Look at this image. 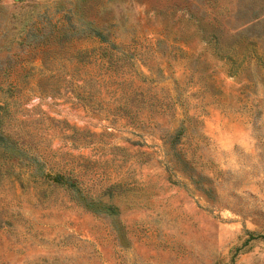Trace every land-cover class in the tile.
I'll return each instance as SVG.
<instances>
[{"label":"rangeland","instance_id":"rangeland-1","mask_svg":"<svg viewBox=\"0 0 264 264\" xmlns=\"http://www.w3.org/2000/svg\"><path fill=\"white\" fill-rule=\"evenodd\" d=\"M183 4L204 26L219 11L224 28L239 31L247 50L264 60V0H0V74L6 78L3 67L24 61L20 73L28 77L13 96L20 88L1 83L11 129L28 132L44 153L51 149L88 190L120 181L97 209L76 204L61 187H45L38 202L0 187V264H264V67L249 56L226 72L230 60L200 39ZM63 26L77 36L65 44L71 48L97 45L85 37L89 28L111 30L125 50L149 55L153 79L93 82L94 109L83 105L71 84L56 88L29 48L41 32ZM163 30L186 42L155 44ZM218 32L224 45L233 37ZM174 44L191 52L188 59L169 54ZM63 54L52 47L43 56L57 70ZM136 68L148 75L142 64L118 72ZM49 86L62 95L51 96ZM122 92L132 98L131 124L107 111L120 106ZM140 94L168 101L166 110L152 103L153 110L136 112ZM178 118L193 167L185 162L186 171L163 143Z\"/></svg>","mask_w":264,"mask_h":264},{"label":"trees","instance_id":"trees-1","mask_svg":"<svg viewBox=\"0 0 264 264\" xmlns=\"http://www.w3.org/2000/svg\"><path fill=\"white\" fill-rule=\"evenodd\" d=\"M213 4H208V9L212 8ZM178 7V6H176ZM261 11V6H258ZM188 15L193 16L195 22H197L196 26L199 32V37L201 40L212 44L209 46L210 48L215 49V53L220 57H223L225 60H230L229 66H227L226 72L235 73L236 67L239 63L244 60H247V57L253 56L256 61H260L264 67V60H261L259 55L254 54L252 52L251 47L249 51L247 50V44L244 43L245 37L239 34V31L235 33H229L230 28L223 26L220 22L222 16L220 12L217 10H212L210 20L208 26H204L200 23V18L196 17V15L191 10V7L183 4L181 6ZM255 11V7L253 8ZM258 10V13H259ZM257 16L254 13L252 18ZM250 18V20L252 19ZM247 22V20H246ZM245 23V22H244ZM214 26H216L214 28ZM220 29L226 31L225 33L232 35L233 37L228 41V44L224 45L222 38H220L221 32ZM73 29L63 27H55L47 32H41L38 34V38L31 43L30 49L35 50L36 54L41 58V66L42 68H46L47 72L46 77H56V88L62 87L66 89V84L70 85L71 92H73V96L81 101V103L85 106H89L91 109L93 108L92 104V95L93 88H90V85L93 82H97L98 86L102 83L105 78L110 76L118 75L120 76L119 81H124L126 79L129 82L136 78L139 81L141 80H152L154 73L153 64L150 62L151 58L149 55H144V52H139L137 50H125V47L121 43L115 41V36L113 32L109 29L103 30L101 27L89 28V30L85 33V37L90 40L97 42V45L90 47H77L71 48V46L65 44L69 41H73L77 38L75 36V32ZM171 30L162 31L159 33L161 36H157L155 38V44L160 42L163 39L174 40L178 43H185L186 38L180 34L178 36H174ZM264 33V32H261ZM260 33V34H261ZM251 38V37H250ZM219 42V45L217 43ZM155 46V45H154ZM54 49H62L63 50V58L62 68H58L57 70L52 68L54 62H49L46 64L44 57V53ZM112 47H119L116 51L112 50ZM169 54H174V58L178 59H188V56L191 54L189 50H186L179 46V44H174L173 50L169 51ZM166 55V54H163ZM163 57V56H162ZM23 62H19V66L17 67L16 63H8L6 68H2V74L6 73L7 77L3 78L0 74V89L3 88L1 83H4L8 90H13L15 88H20L14 93H11L10 96L20 94L21 85L24 83L28 77H25V73H20L21 70L24 69ZM142 64L146 70L148 71V75L141 69H134V73L129 70V72L119 73L118 70L122 65H130L135 66ZM70 63V68L67 70H63L65 65ZM80 67V71L78 70ZM161 69H158L160 71ZM77 71H79L77 73ZM128 73L127 76L125 74ZM80 80V81H78ZM22 83V84H21ZM46 89L51 96L62 95L60 90L52 91L51 86ZM63 94L66 92L62 91ZM95 92V91H94ZM99 94V91L97 92ZM121 100L120 106L115 112L107 110L108 113L116 114L115 118H123L125 123L131 124L134 122V115L131 112V108L129 103L132 102V98L129 97L127 92H122L119 96ZM156 100L153 98H149L140 94L139 100H133V102L137 101V106L135 111L137 112L142 108L143 110L149 109L153 110L150 106L152 103L154 107H160L158 111L162 112L166 110L167 102H159L155 104L153 101ZM174 100H170V104L173 103ZM10 111V105L7 98L0 99V187L3 188L7 186L12 190V194L19 195L21 193L27 192L30 197L29 198L34 202L42 201L43 194H45V187L57 188L61 187L66 195L73 200L76 204L81 206H89L93 209H97V202L99 203L101 195L105 192L110 194L112 188L120 184V181H113L105 186H99L94 191L88 190L85 188L84 183L81 181L82 174L74 170L73 168H68L64 163H61L59 160L52 159L48 152L52 151L48 149L46 153L45 150H41L38 148L37 143L29 138L28 132H22L20 128L17 131L11 129V124L5 118ZM73 132L76 129L71 128ZM186 128L182 125V120L180 118L177 119V122L170 126L166 127L163 134V143L166 146L167 151H171L174 158L177 161H181V168L186 171L191 166L190 159L186 155V151L182 149V142L186 137ZM183 139V140H182ZM192 155H190V158ZM188 159V160H187ZM185 162H188V168L184 165ZM193 166V165H192ZM192 174L189 173V176ZM198 178L203 177L207 178L205 174L197 173ZM196 181V180H195ZM94 193V194H93ZM42 195V196H41Z\"/></svg>","mask_w":264,"mask_h":264}]
</instances>
